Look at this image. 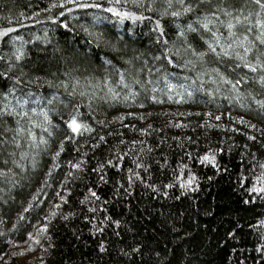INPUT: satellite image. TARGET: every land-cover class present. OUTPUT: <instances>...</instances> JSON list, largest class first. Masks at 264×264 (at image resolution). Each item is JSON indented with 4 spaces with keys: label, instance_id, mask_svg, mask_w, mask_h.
Instances as JSON below:
<instances>
[{
    "label": "trees",
    "instance_id": "trees-1",
    "mask_svg": "<svg viewBox=\"0 0 264 264\" xmlns=\"http://www.w3.org/2000/svg\"><path fill=\"white\" fill-rule=\"evenodd\" d=\"M63 2L0 0V29H16L0 44V55L11 57L14 50L11 39L23 38L25 58L19 62L13 60L17 67L10 75L20 76L22 83L17 88L24 94L31 92L33 99L43 101L28 107H36L37 113L49 109L52 124L49 130L54 133L49 137L43 131L48 125L41 115L32 116L42 125L40 128L28 125L24 118L21 125L31 127L38 141L47 139L48 145L29 148L25 132L20 137V148L6 144V150L0 152V168H11L18 181L15 185L0 181V232L5 233L0 235V257H3L0 264H41V259L43 264H189L190 261L191 264H264V258L256 250L264 244V225L260 224L264 221V194L249 192L253 186L264 184L257 183V177L264 176L261 167L264 134L260 131L264 130V115L250 97L244 102L251 109L239 107L234 99L235 91L212 71L219 69L235 80L247 70L237 69L233 73L232 62L211 56L203 65L197 62L196 68L183 66L187 60L195 59L186 50L187 44L198 51L206 47L200 39L202 33L188 31L186 25L192 23L198 27L197 14L209 11L211 6L201 4L196 12L186 16L161 19L156 12H146L129 3L125 10L143 12L151 18L121 22L110 13H102L109 19L94 26L93 16L101 14L98 10H81L72 4L59 7ZM100 2L108 7L106 0ZM242 2L236 0L238 6ZM162 3L163 0H158L157 7ZM54 4L57 7H52ZM61 11L63 16L59 15ZM157 19L164 26V37L159 43V33L154 31ZM64 23L68 24L67 28L63 27ZM177 25L185 29L184 36L179 35L181 28ZM84 29L93 34L103 33L104 39L119 41L142 54L140 60L134 61L135 68L113 60L125 72L129 88L118 83L115 71L106 64L112 59L110 50L103 43L97 47L99 41L94 42V36ZM163 39H167V45ZM20 43L17 41L15 46L19 47ZM167 55L172 56V64L163 58ZM156 56L161 59H154ZM21 66L24 75H20ZM6 67V62L0 61V71ZM140 68L144 70L137 71ZM201 68L208 75L198 77ZM253 75L248 73L249 77ZM186 76L196 80V85L185 81ZM131 77L140 84L132 85ZM73 79L81 83L76 88L77 95L71 97L68 92L72 90ZM66 80L70 83L67 91L60 86ZM168 83L187 84L189 90L202 84L203 90L189 97L183 88L169 92ZM13 84V80L0 77V91L10 89ZM109 87L119 93L118 100L110 96L107 102L92 98L93 91L97 97L104 96ZM238 88L246 95L251 91L256 99H264V89L257 84L243 83ZM80 91L89 95L82 97ZM133 91L138 95L130 96ZM177 91L183 94V100L176 95ZM20 94L18 91L14 95ZM53 95L57 99L48 105L46 100ZM152 96L162 102L152 100ZM169 96L172 98L168 99ZM76 107L82 114L79 118L91 125L93 131L76 136L71 142L64 141L65 122ZM215 116L221 119L216 120ZM240 117L256 124L257 129L239 123ZM101 136L105 141H100ZM249 136L257 139L251 140ZM61 141L64 151L56 158ZM13 151L16 155L9 156ZM24 151L30 155L21 161L25 165L21 170L11 161H20V153ZM209 152L215 153L217 167L200 162ZM4 160L9 163L5 165ZM76 162H83V171L71 167ZM54 163L59 166L53 168ZM137 163L146 165L147 170L138 168ZM129 169L139 172L144 181L134 178L130 184ZM191 174L198 178L196 191L180 187ZM148 184L154 187L149 188ZM168 184L173 187H166ZM90 190L97 193L98 200L90 196ZM60 196L66 197L67 203ZM57 204L60 208L54 209ZM92 208L96 211H90ZM53 210L57 212L55 217L51 216ZM21 215L24 219H20ZM114 221H119V226ZM45 224L48 231L41 236V247L29 240L28 233L35 236ZM97 226L104 231H97ZM29 244L34 251L10 256L11 252L24 251ZM101 245L106 251H100ZM135 247L141 249L142 255L132 252Z\"/></svg>",
    "mask_w": 264,
    "mask_h": 264
},
{
    "label": "snow or ice",
    "instance_id": "snow-or-ice-1",
    "mask_svg": "<svg viewBox=\"0 0 264 264\" xmlns=\"http://www.w3.org/2000/svg\"><path fill=\"white\" fill-rule=\"evenodd\" d=\"M108 7L104 6V3L100 2V0H64L63 3L59 5V7L64 8L65 4H72L74 8L86 10V9H96L101 14H95L93 16V25L98 26L103 24L109 17L102 15V13H110L112 16L119 19L121 22L124 20H131L133 23L137 21H143L145 19H150L151 17H146L143 12L138 14L137 11L125 10V5L131 3L137 9H143L146 12H156L161 19L164 17H173L180 18L182 16H186L193 12H196L201 4L210 5V10L203 13H198L196 16V22L198 27H194L192 23L186 25V30L191 32H200L202 33L200 39L203 40L206 47L203 50H197L192 46V44H187V51L191 52V55L195 58L189 59L183 65L184 67H188L189 65L192 68H196L197 62L201 65L207 63V58L209 56L213 57L216 60H227L234 64V67L231 68L233 73H236L237 69H240L241 72L243 70H247L243 75H238L235 80L230 79L224 73H221L219 69H212L215 72L219 79L227 85L231 86V89L235 91V101L239 104V107L245 109H251V105L244 102L249 97L255 101L258 106L261 114L264 115V99H256V96L250 91L247 95L241 91H239L238 86L247 83L249 85L257 84L261 89H264V0H243V2L238 6L236 4V0H163L161 7H157L158 0H106ZM52 7H57V5H52ZM68 11H72V9H68ZM60 16L64 15V12L61 11L59 13ZM161 19H157L155 21L156 28L154 31L159 33L157 37V43L161 41L164 37V26L161 23ZM56 21L53 20V23ZM63 27L67 28L68 24L64 23ZM178 28L181 26L177 25ZM223 29V30H222ZM241 29H243L241 31ZM16 31L15 28H3L0 29V44L4 43V38L8 37L10 33ZM85 32H88L87 29H84ZM89 36H94V42L99 41L97 43V47H100V44L103 43L105 47H107L111 54L112 59H108L106 64L111 66L115 71L118 77V83L123 85L125 88H129V83L126 82V74L124 71H121L116 67V64L113 63V60L120 62L123 65H127L131 68H135L134 61L140 60L142 54L137 53L133 50H130L126 44H122L119 41L112 42L110 40H106L103 38V33H91L88 32ZM180 36L185 35V29L181 28L179 31ZM20 41V46L16 47V42ZM11 43L13 45L12 56L6 58L4 55H0V61H5L7 67L0 71V77H4L6 79H11L14 81L13 86L8 89L4 88L3 91H0V152L5 151L4 145L10 144L14 145L16 148L21 147V139L25 132H27V139L29 141L28 147L32 149H40L41 144L47 146L49 141L44 138H40L39 141L37 139L36 133L32 131L31 127H24L21 125V120L27 118V124L30 126H34L37 128L42 127L41 124L36 123L35 120L32 119L33 115H41L43 117L44 124L48 125V127H43V131L47 133L49 137L53 136V131H50L49 128L52 127L51 118L49 117V109L44 108L41 109L39 113H37L36 107H28L29 104L39 105L43 103L40 99H33V93L29 92L27 94L23 93L22 89H18L17 86L22 83L20 76H11L10 73L13 72L17 64L13 63V60L19 62L25 58V51L23 50V38L20 36H16L11 39ZM163 43L167 45V39H163ZM171 52V49H168ZM179 53H177L178 55ZM169 64L173 63V58L171 55H167L163 57ZM154 59H161L160 56L154 57ZM146 63V61L144 62ZM144 69L140 68L137 71L142 72ZM107 72V70H105ZM151 71V70H149ZM159 71V69H157ZM248 73L255 74L251 77L248 76ZM20 75H24L23 67L21 66ZM66 76H69V73H65ZM204 75H208V71L206 69L201 68V71L197 73L198 77H202ZM128 76H131V73H128ZM37 81L40 79L36 78ZM165 80L167 77L165 76ZM185 81H190L191 85H196L197 81L192 80L191 77H184ZM108 82V81H106ZM151 83V81H148ZM213 83L216 81L213 80ZM79 79H73L71 81V91L68 92V95L74 97L77 95L76 88L80 85ZM131 84L137 85L140 84V81L135 77H131ZM89 85L91 82L89 81ZM51 87V83H49ZM60 86L63 87L66 91L69 89L70 83L69 81H61ZM95 87V86H93ZM183 88L189 97L193 95L196 91H202L203 85L201 84L198 88H192L189 90V86L187 84H172L168 83L167 88L169 92L174 91L177 88ZM20 91V95H14ZM156 91V89H153ZM79 95L84 97L88 96L89 93L87 91H80ZM92 98L98 99L102 102H107L108 97L110 96L112 100L119 99V93L115 92L111 87L108 88L107 94L104 96L97 97L95 91L92 92ZM138 95L136 92H130V96L135 97ZM176 95L180 96L181 100H183V94L179 91L176 92ZM13 99H9V97ZM152 100L161 103L162 101L157 100L155 96L150 97ZM172 97L169 96L168 99ZM227 98V97H226ZM57 99L56 95H53L51 99H47L46 102L48 105H52L54 100ZM128 99V97H125ZM15 100V103H13ZM231 103V100H230ZM88 106L91 107V99L88 102ZM143 107V105H141ZM31 114V115H30ZM82 114L79 112V108L76 107L73 110V113L70 115V119L66 121L67 133L65 135L64 141L71 142L74 140L76 136H81L86 132H92L93 129L91 125L87 122L83 121L79 117ZM208 115H212L208 113ZM143 119L144 117H140ZM216 120H220V116H215ZM102 123V122H100ZM239 123L247 124L248 127L257 129L256 124H252L250 121H246L243 117L239 118ZM179 126V125H177ZM259 130V129H258ZM262 134H264V130ZM251 140H256V136H249ZM64 141L60 142L59 150L55 153V157L58 158L60 153L64 151ZM100 141H105V137L101 136ZM123 142V141H122ZM98 145H93V147H97ZM150 151V150H149ZM223 151V150H221ZM9 156H15L16 153L10 152ZM29 152L24 151L20 153L21 160L17 161L13 159L11 162L21 170L25 169V165L21 162L25 159L29 158ZM201 163L211 164L213 167H217L216 155L214 152H209L200 158ZM3 163L7 165L9 160H4ZM83 162L72 163L71 167L76 169L77 171H83L82 168ZM109 164L112 163L111 160L108 161ZM32 166H36L35 158L32 157ZM58 164H53V168L58 167ZM103 168V165L100 166ZM138 168H143L145 171L147 170V166L141 163H137ZM184 167H187L186 165ZM264 168V165H261ZM96 170V169H93ZM132 175L127 177L128 182L131 184L134 178L135 180H139L141 182L144 181V178L141 177L139 172H133L132 169L128 170ZM51 170L48 173V176H51ZM70 175H72L70 173ZM16 173L13 172L11 168L5 169L0 168V181L5 184H13L15 185L18 181L15 179ZM101 180L104 179L103 176L100 177ZM210 179V178H209ZM264 182V176L257 177V183L262 184ZM122 187V185H120ZM147 187L153 188V184H148ZM166 187H173L172 184L166 185ZM180 187L185 190L196 191L199 187L198 178L195 174H191L187 181L181 183ZM158 191V189H156ZM251 193L264 194V184L260 187L253 186L249 189ZM59 196V193H57ZM167 195V192L164 193ZM90 196L99 199L97 193L95 191L90 190ZM60 200L64 203H67L66 197L60 196ZM247 202V201H246ZM61 205L57 204L54 206V209H59ZM30 209H25V211H29ZM90 211L95 212L96 209L92 208ZM57 212L53 210L51 212V216L55 217ZM69 215H72L71 213ZM68 216L65 215L64 219H67ZM20 219H24L21 215ZM47 219V217H46ZM107 219H111L108 217ZM117 226H119V221H114ZM261 225H264V221L260 222ZM96 230L99 232H103V227L97 226ZM48 225H42L40 229L37 230V234L34 236L33 233H28V238L30 241L34 242L37 245L41 244V236L47 234ZM0 235H5V233L0 232ZM50 240V237H49ZM11 243V241H9ZM28 243V241H25ZM18 246V245H17ZM51 247V244H49ZM35 249L29 244L28 248L24 251L20 252H11L10 256L15 257L19 255H25L27 251H34ZM47 251V249H44ZM258 252L261 253V257L264 258V244H261L257 249ZM100 251H106V248L101 245ZM133 253L137 255H142L141 249L139 247H135L132 249ZM125 255H130L129 253H125ZM159 256V253L156 254ZM3 257H0L2 259ZM41 264H43V260L41 259ZM191 264V261L189 262Z\"/></svg>",
    "mask_w": 264,
    "mask_h": 264
}]
</instances>
